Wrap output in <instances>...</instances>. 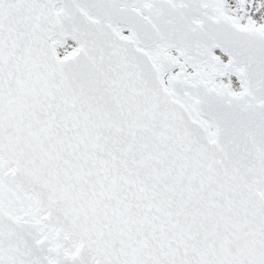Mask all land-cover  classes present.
Returning a JSON list of instances; mask_svg holds the SVG:
<instances>
[{"label": "snow or ice", "instance_id": "snow-or-ice-1", "mask_svg": "<svg viewBox=\"0 0 264 264\" xmlns=\"http://www.w3.org/2000/svg\"><path fill=\"white\" fill-rule=\"evenodd\" d=\"M0 264H264V0H0Z\"/></svg>", "mask_w": 264, "mask_h": 264}]
</instances>
